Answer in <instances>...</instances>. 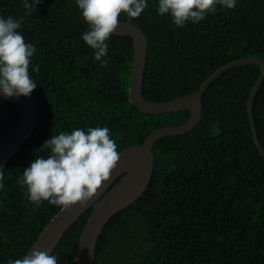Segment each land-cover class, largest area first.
<instances>
[{"label": "trees", "instance_id": "16d2710c", "mask_svg": "<svg viewBox=\"0 0 264 264\" xmlns=\"http://www.w3.org/2000/svg\"><path fill=\"white\" fill-rule=\"evenodd\" d=\"M22 0H0V15L20 18ZM137 24L149 40L143 93L166 101L199 88L221 66L242 58L264 60V0H238L201 22L176 27L158 16L155 0ZM87 25L75 0H43L24 18L21 31L36 46L29 65L38 85L33 133L9 159L0 189V264L26 254L61 208L42 203L33 211L16 183L44 142L62 131L107 126L117 152L140 144L153 131L187 120L189 110L152 114L129 98L133 59L130 36L111 34L106 67L93 62L82 39ZM39 71L33 72V66ZM261 73L257 63L222 72L203 93V115L184 134L153 146L154 171L133 203L115 213L97 242L94 264H264V155L247 113L250 91ZM22 106L0 98V141L17 122ZM253 113L264 146V80ZM96 204L65 231L52 254L73 264L80 234Z\"/></svg>", "mask_w": 264, "mask_h": 264}, {"label": "clouds", "instance_id": "9594fccd", "mask_svg": "<svg viewBox=\"0 0 264 264\" xmlns=\"http://www.w3.org/2000/svg\"><path fill=\"white\" fill-rule=\"evenodd\" d=\"M43 0H22L24 16L0 15V94L5 97L30 96L38 86L30 77L29 65L36 46L26 42L21 31L24 18L37 11ZM238 0H155L158 16L168 15L176 27L193 25L208 15L234 9ZM80 15L88 26L81 39L94 50L93 62L106 67L108 43L117 29L123 13L129 20L139 18L148 8L149 0H75ZM258 58V57H256ZM33 72L39 66H33ZM43 146L47 155L36 158L24 168L16 179L24 195L38 211L42 203L71 209L79 203L86 205L103 182L108 181L117 167L119 153L110 138L107 126L75 128L51 136ZM4 175L0 171V189L4 188ZM6 264H58L57 257L33 247L20 258L8 259Z\"/></svg>", "mask_w": 264, "mask_h": 264}, {"label": "water", "instance_id": "95a60500", "mask_svg": "<svg viewBox=\"0 0 264 264\" xmlns=\"http://www.w3.org/2000/svg\"><path fill=\"white\" fill-rule=\"evenodd\" d=\"M114 35L130 36L133 40V59L128 87L129 98L141 111L152 114L170 113L189 110L186 121L178 125H167L151 132L142 143L133 144L119 153L117 167L108 181L103 182L97 193L86 205L77 203L71 209H61L47 224L30 250L35 247L52 254L65 231L87 209L95 207L86 222L77 244L73 264H94L98 238L107 221L118 211L133 203L145 191L154 171V144L169 135L184 134L193 130L203 115V93L226 69L241 63H257L261 73L249 93L247 113L254 141L264 155V146L260 142L253 113L255 96L264 80V60L250 57L233 60L213 72L197 90L166 101H152L143 93L144 73L148 57L149 40L146 33L137 24L119 20ZM22 106V113L17 122L0 141V171H3L9 159L33 133L40 112L34 96L5 97ZM29 250V251H30ZM28 251V252H29ZM27 252V253H28Z\"/></svg>", "mask_w": 264, "mask_h": 264}]
</instances>
